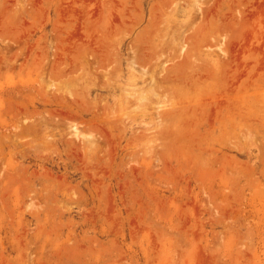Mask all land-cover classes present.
<instances>
[{
	"label": "rangeland",
	"instance_id": "obj_1",
	"mask_svg": "<svg viewBox=\"0 0 264 264\" xmlns=\"http://www.w3.org/2000/svg\"><path fill=\"white\" fill-rule=\"evenodd\" d=\"M0 264H264V0H0Z\"/></svg>",
	"mask_w": 264,
	"mask_h": 264
}]
</instances>
